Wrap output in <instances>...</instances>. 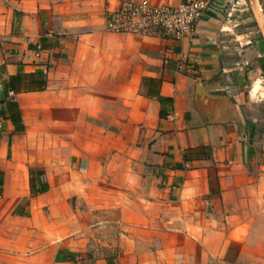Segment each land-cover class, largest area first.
Wrapping results in <instances>:
<instances>
[{
  "label": "crops",
  "instance_id": "1",
  "mask_svg": "<svg viewBox=\"0 0 264 264\" xmlns=\"http://www.w3.org/2000/svg\"><path fill=\"white\" fill-rule=\"evenodd\" d=\"M105 11L0 0V264H264V0H211L181 39Z\"/></svg>",
  "mask_w": 264,
  "mask_h": 264
},
{
  "label": "built area",
  "instance_id": "2",
  "mask_svg": "<svg viewBox=\"0 0 264 264\" xmlns=\"http://www.w3.org/2000/svg\"><path fill=\"white\" fill-rule=\"evenodd\" d=\"M210 2L185 0L172 5L151 0H106L105 28L113 33L181 39L194 34ZM184 66L181 59L178 67L182 70Z\"/></svg>",
  "mask_w": 264,
  "mask_h": 264
},
{
  "label": "trees",
  "instance_id": "3",
  "mask_svg": "<svg viewBox=\"0 0 264 264\" xmlns=\"http://www.w3.org/2000/svg\"><path fill=\"white\" fill-rule=\"evenodd\" d=\"M21 75H15L12 76L8 83H7V95L10 91H14L15 93L20 92L22 90H37V89H43L46 86V79H38L37 81H31L28 86H22L21 82ZM9 108L13 111V114H11V118L13 122H17V120L21 121V111L19 109L18 104L15 101H9ZM17 119V120H16ZM22 128V129H21ZM20 130L24 129V126ZM31 192L33 196H36L37 194H41L46 192L49 189V185L44 180H39L37 182V177H41L44 175V171L42 169H31Z\"/></svg>",
  "mask_w": 264,
  "mask_h": 264
},
{
  "label": "rangeland",
  "instance_id": "4",
  "mask_svg": "<svg viewBox=\"0 0 264 264\" xmlns=\"http://www.w3.org/2000/svg\"><path fill=\"white\" fill-rule=\"evenodd\" d=\"M252 5L253 6H255L253 3H252ZM245 8H246V10L244 11V14H246L247 16H251L252 14H251V4L250 3H248L246 6H245ZM257 87L258 86H254V88H253V91H254V93H255V89H257ZM91 122H94V121H91ZM97 122H99V121H97ZM95 123H96V121H95ZM93 134H94V136L95 137H98V134L96 133V132H93ZM3 196V192H1L0 191V198ZM106 249V248H105Z\"/></svg>",
  "mask_w": 264,
  "mask_h": 264
},
{
  "label": "water",
  "instance_id": "5",
  "mask_svg": "<svg viewBox=\"0 0 264 264\" xmlns=\"http://www.w3.org/2000/svg\"><path fill=\"white\" fill-rule=\"evenodd\" d=\"M200 91H203L202 88H200Z\"/></svg>",
  "mask_w": 264,
  "mask_h": 264
}]
</instances>
